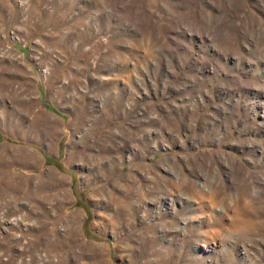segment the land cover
I'll return each mask as SVG.
<instances>
[{
	"label": "rangeland",
	"instance_id": "obj_1",
	"mask_svg": "<svg viewBox=\"0 0 264 264\" xmlns=\"http://www.w3.org/2000/svg\"><path fill=\"white\" fill-rule=\"evenodd\" d=\"M0 264H264V0H0Z\"/></svg>",
	"mask_w": 264,
	"mask_h": 264
}]
</instances>
